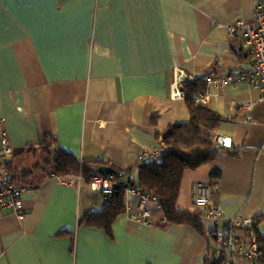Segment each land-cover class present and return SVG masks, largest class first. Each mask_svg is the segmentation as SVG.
<instances>
[{
    "label": "crops",
    "instance_id": "1",
    "mask_svg": "<svg viewBox=\"0 0 264 264\" xmlns=\"http://www.w3.org/2000/svg\"><path fill=\"white\" fill-rule=\"evenodd\" d=\"M252 7L253 0H0V130L15 169L36 164L22 160L47 136L80 164L129 169L135 178L156 134L189 121L185 100L170 94L176 72L203 82L208 73L249 68L251 52L227 26L250 21ZM205 93L202 105L225 119L215 134L230 150L185 171L177 208L197 211L191 186L203 182L227 217L256 218L264 214V102L239 82L205 83L197 94ZM21 204V220L0 207V264H206L213 253L209 220L203 216L199 230L168 224L151 202L134 210L148 211L151 226L126 214L108 230L81 225L105 205L85 179L66 185L51 175L27 188ZM256 231L264 237V220Z\"/></svg>",
    "mask_w": 264,
    "mask_h": 264
},
{
    "label": "trees",
    "instance_id": "2",
    "mask_svg": "<svg viewBox=\"0 0 264 264\" xmlns=\"http://www.w3.org/2000/svg\"><path fill=\"white\" fill-rule=\"evenodd\" d=\"M204 90V81L194 80L184 84V100L188 108L189 121L171 124L156 134L157 142L162 144L164 153L160 159L138 165V174L135 178L131 176L129 169L114 168L116 174L112 175V179L116 183L122 184L119 194L115 195L113 192L110 200L105 201L100 212H90L83 216L81 225L108 230L119 215L125 214V190L138 188L159 202V208L166 223L186 225L199 230L203 213L199 210L189 213L177 208L183 175L187 170H195L213 162L221 154L228 153V150L213 149L212 141L209 138V134L215 133L217 127L225 119L206 105L194 101V96ZM27 150L28 154L32 153L33 156H36V153L38 156H43V161L37 162L26 171H17L12 160L7 161L4 165L11 174L12 180L26 188L37 185L51 175L64 179L80 174L82 180L85 179L86 182H89L98 168L89 162L80 164L77 158L58 147L55 140L47 136L36 148L29 146ZM117 171L123 172V175H117ZM219 176V172L211 174L213 178ZM253 219L256 231V222L264 220V214ZM258 244L262 251L259 264H264V237L259 234ZM213 253L207 256L206 264H218L219 260Z\"/></svg>",
    "mask_w": 264,
    "mask_h": 264
},
{
    "label": "built area",
    "instance_id": "3",
    "mask_svg": "<svg viewBox=\"0 0 264 264\" xmlns=\"http://www.w3.org/2000/svg\"><path fill=\"white\" fill-rule=\"evenodd\" d=\"M227 32L231 37L241 36L243 46L251 52V64L249 68L223 78L216 77L214 73H208L202 78L203 81L207 85L219 88L228 83L248 84L259 92V100L264 102V0H253L251 20L239 19L227 26ZM192 81H194L193 77L182 75L180 71L176 72L174 83H177V87L171 89V97L184 100V84ZM206 93L195 95L194 101L199 104L204 103L207 99ZM252 106V104L245 106V109L250 110ZM243 120L249 121V117H245ZM209 138L212 141L213 149L230 150L228 138L215 133L209 134ZM11 152L7 134L2 129L0 130V207L13 209L18 219L21 220L24 218L21 196L27 188L14 182L11 174L4 167ZM163 153L162 144L157 143L151 151L140 154L137 161L144 164L154 159H160ZM117 175L122 176L123 172L117 171ZM112 177L95 174L89 181L90 188L100 194L105 201H108L114 192L113 184L116 182L113 181ZM61 181L66 185H72L74 182H81L82 177L78 174L73 176V179L63 180L61 178ZM125 194V214L128 219L151 226L148 211L134 210L137 206H145L150 202L159 208V202L138 188L126 189ZM211 196L212 190L208 184L203 182L192 184L193 206L203 213L205 219L212 223V230L207 236L211 241L210 244L216 259L219 260L218 264H234L238 258L258 262L262 256V251L254 229V219L242 214L227 217L220 207L212 203ZM130 197H133L134 200H131ZM241 231L244 232L245 238L239 235Z\"/></svg>",
    "mask_w": 264,
    "mask_h": 264
},
{
    "label": "water",
    "instance_id": "4",
    "mask_svg": "<svg viewBox=\"0 0 264 264\" xmlns=\"http://www.w3.org/2000/svg\"><path fill=\"white\" fill-rule=\"evenodd\" d=\"M96 174H99L103 177H107V176H114L116 174V171L113 167H110V166H100L96 169ZM122 184L121 183H114L113 184V189H114V193L115 195H118L119 194V191L121 189V186Z\"/></svg>",
    "mask_w": 264,
    "mask_h": 264
},
{
    "label": "rangeland",
    "instance_id": "5",
    "mask_svg": "<svg viewBox=\"0 0 264 264\" xmlns=\"http://www.w3.org/2000/svg\"><path fill=\"white\" fill-rule=\"evenodd\" d=\"M11 154H12V152H11ZM11 154H10V156L8 157V159H7V161H9L10 160V158H11ZM28 156V157H27ZM43 158V156H38L37 155V153H36V156H33V154L31 153V154H27L25 157H24V159L22 160V161H24L25 163H26V160H32V161H35V163H37V162H39V163H41L40 162V160ZM65 179H73V176H69V177H67V178H65ZM65 179H63V180H65ZM104 199V198H103ZM110 200V199H109ZM105 201V200H104Z\"/></svg>",
    "mask_w": 264,
    "mask_h": 264
}]
</instances>
